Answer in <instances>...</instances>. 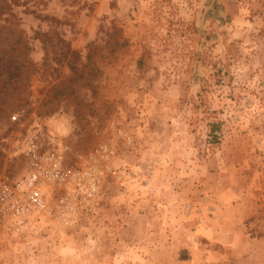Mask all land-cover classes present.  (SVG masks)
I'll use <instances>...</instances> for the list:
<instances>
[{
	"label": "rangeland",
	"instance_id": "rangeland-1",
	"mask_svg": "<svg viewBox=\"0 0 264 264\" xmlns=\"http://www.w3.org/2000/svg\"><path fill=\"white\" fill-rule=\"evenodd\" d=\"M13 9L0 25L24 30L35 66L26 99L0 93V178L25 169L20 123L64 109L68 164L87 157L102 183L71 225L0 235V264H264V0H19ZM8 35L0 29L3 49ZM60 38L75 67L91 50L99 71L46 103L73 76Z\"/></svg>",
	"mask_w": 264,
	"mask_h": 264
},
{
	"label": "built area",
	"instance_id": "built-area-1",
	"mask_svg": "<svg viewBox=\"0 0 264 264\" xmlns=\"http://www.w3.org/2000/svg\"><path fill=\"white\" fill-rule=\"evenodd\" d=\"M11 119L19 121L21 114ZM20 125L17 141L25 169L14 179L0 178V235L10 240L32 238L49 220L76 222L90 210L102 183V170L87 157L68 164L71 147L65 137L72 123L64 109L45 116L34 112ZM104 151L109 159L113 150L105 146Z\"/></svg>",
	"mask_w": 264,
	"mask_h": 264
},
{
	"label": "trees",
	"instance_id": "trees-1",
	"mask_svg": "<svg viewBox=\"0 0 264 264\" xmlns=\"http://www.w3.org/2000/svg\"><path fill=\"white\" fill-rule=\"evenodd\" d=\"M19 0H0V21H9L10 17L16 16L13 7L18 5ZM28 13H35L34 10H28ZM40 17V14H35ZM45 19H53V17L44 16ZM13 21H10L7 26L0 25V29H7L8 37L11 38L9 47H0V93L8 89V93H14L15 90L21 91V98H25L24 93L27 91L29 75L34 71V61L30 56L31 47L27 41V36L24 30H18ZM49 32L36 31L35 38H40L45 44L50 40ZM1 38V36H0ZM58 41L63 42L64 49L59 53L58 59H64L69 56L67 64L72 70L73 76L67 78L60 85H53L46 93L44 102L50 103L57 99L60 95L67 93L73 82L92 83L95 73L99 71V67L93 59V51H89L87 62L80 68L75 67L72 60L75 56V50H72L70 45H66V41L60 38ZM45 52L47 54V48ZM71 95L73 92H69ZM4 111V107L0 102V115ZM214 130V127L211 129Z\"/></svg>",
	"mask_w": 264,
	"mask_h": 264
}]
</instances>
